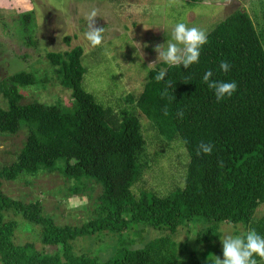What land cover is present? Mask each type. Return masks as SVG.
<instances>
[{
	"label": "trees",
	"instance_id": "obj_1",
	"mask_svg": "<svg viewBox=\"0 0 264 264\" xmlns=\"http://www.w3.org/2000/svg\"><path fill=\"white\" fill-rule=\"evenodd\" d=\"M247 11L254 16L251 8ZM247 11L235 9L209 31L198 62L188 69L159 62L145 74L134 106L148 120L147 127L168 142H181L188 155L182 186L165 196L131 194V185L147 167L142 125L134 116L112 114L83 89L79 47L44 55L59 86L69 91V106L20 103L19 88L35 83L30 72L0 79L4 101L0 135L25 131L14 160L0 167V187L1 181L29 179L41 172H56L70 180L74 193L82 180L101 187L97 216L80 226H57L36 199L24 203L0 190V264H177L178 249L170 236L179 226L196 220L240 225L245 233L255 229L264 236V213L254 216L264 204V27L257 18L253 24ZM19 17L32 15L27 11ZM221 61L229 63L228 72L220 70ZM161 70L166 71L165 81L173 84L167 95H163L165 82L155 80ZM209 70L210 79L235 81L237 90L218 102L214 90L203 82ZM201 142L213 145L211 154L197 155ZM8 214L36 226L40 245L56 249L40 252L32 243H16V223ZM139 225L168 234L137 249L118 244L114 254L101 261L75 254L69 244L76 238L120 234ZM217 237L212 227L197 241L207 243ZM255 259L264 264V258ZM184 264L212 262L192 258Z\"/></svg>",
	"mask_w": 264,
	"mask_h": 264
},
{
	"label": "rangeland",
	"instance_id": "obj_2",
	"mask_svg": "<svg viewBox=\"0 0 264 264\" xmlns=\"http://www.w3.org/2000/svg\"><path fill=\"white\" fill-rule=\"evenodd\" d=\"M16 2V3H15ZM33 9L31 18H21L18 2L0 0V79L22 71L34 75L32 86L19 88L20 103L38 101L44 104L61 103L69 106V91L59 86L53 68L45 59L48 52L63 53L79 47L80 63L84 68L82 87L95 101L109 108L117 117L134 116L141 123L147 167L130 187L132 195L141 192L165 196L183 184L188 155L181 142L170 141L147 127L134 106L141 91L145 74L160 61L154 51L157 45L171 40L173 26L184 22L206 33L235 9L247 11L254 24L255 18L264 27V0H29ZM96 10V25L104 27L103 43L91 48L83 38L87 15ZM27 12V11H26ZM36 17L33 19V17ZM263 34L261 35V37ZM67 37L68 40H64ZM264 38V36H263ZM262 40V39H261ZM129 95L128 100L121 98ZM133 97L132 101H129ZM0 106L4 101L0 98ZM147 121V122H146ZM25 139V131L14 135H0V167L11 163ZM29 177V176H28ZM29 181V182H28ZM5 195L24 203L36 199L43 213L57 226H80L97 216L95 206L101 193L99 184L82 180L80 190L71 192V181L56 172L39 173L35 177L1 181ZM28 182V183H25ZM137 195V196H138ZM264 213V204L257 207L254 216ZM16 223L14 241L32 243L40 252H52L55 247L41 246L36 226H30L18 215L8 214ZM216 226V227H215ZM215 228L218 237L207 243H198L202 232ZM210 235L212 234L210 230ZM242 226L215 224L209 221L188 222L179 226L170 236L178 249L177 264L189 260L212 261L222 256L221 241L226 235H242ZM167 232L149 227H129L120 234L97 233L69 242L75 254H86L99 261L114 254L118 244L129 249L141 248L146 242ZM121 235V236H120ZM216 237V236H215ZM214 238V237H213ZM221 240V241H220ZM182 250H180V248Z\"/></svg>",
	"mask_w": 264,
	"mask_h": 264
},
{
	"label": "clouds",
	"instance_id": "obj_3",
	"mask_svg": "<svg viewBox=\"0 0 264 264\" xmlns=\"http://www.w3.org/2000/svg\"><path fill=\"white\" fill-rule=\"evenodd\" d=\"M97 12L92 10L87 15V23L83 32V38L91 48H96L103 43L104 27L96 25ZM171 40L164 44L157 45L154 51L157 53V59L168 65L180 66L188 69L190 65L197 63L200 56V50L207 43V33L196 27H189L184 22H177L173 26ZM220 70L228 72L230 65L227 61H221L219 64ZM166 71L161 70L155 80L165 82V91L163 95H167L169 88L173 84L165 81ZM213 73L211 70L205 72L203 82L207 83L209 89L214 90L216 100L219 102L226 96L230 97L236 90L237 84L235 81L225 82L210 79ZM164 115H168L167 108L164 109ZM181 118L182 112H178ZM213 145L211 143L201 142L198 145L197 155L211 154ZM221 241V240H220ZM222 256L212 257V264H257L255 257L264 258V236L259 235L255 229H250L242 235H226L221 241Z\"/></svg>",
	"mask_w": 264,
	"mask_h": 264
},
{
	"label": "crops",
	"instance_id": "obj_4",
	"mask_svg": "<svg viewBox=\"0 0 264 264\" xmlns=\"http://www.w3.org/2000/svg\"><path fill=\"white\" fill-rule=\"evenodd\" d=\"M18 2V9L19 13H23L26 11H29L30 9H33V6L29 0H15ZM16 3V2H15ZM36 17V15L33 17V19Z\"/></svg>",
	"mask_w": 264,
	"mask_h": 264
}]
</instances>
